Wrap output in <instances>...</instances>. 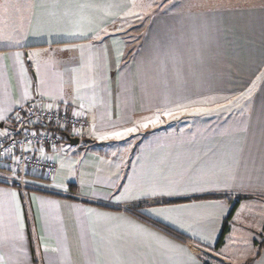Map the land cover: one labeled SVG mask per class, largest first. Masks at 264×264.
Returning <instances> with one entry per match:
<instances>
[{
	"label": "crops",
	"instance_id": "obj_1",
	"mask_svg": "<svg viewBox=\"0 0 264 264\" xmlns=\"http://www.w3.org/2000/svg\"><path fill=\"white\" fill-rule=\"evenodd\" d=\"M116 1L35 0L0 14V135L32 103L89 121L70 134L78 145L65 137L52 154L56 189L70 198L0 184V233L15 221L16 200L24 221L15 241L22 251L0 252L10 264H264V0H190L196 6L151 12L137 41L129 31L139 16L121 26ZM78 23L107 34L66 35ZM130 47L136 50L125 62ZM180 104L211 111L161 116L119 140L97 138ZM7 174L0 167V182ZM153 186L175 191L140 194ZM129 188L131 197L118 199ZM241 196L250 197L218 246ZM213 203L223 207H197Z\"/></svg>",
	"mask_w": 264,
	"mask_h": 264
},
{
	"label": "built area",
	"instance_id": "obj_2",
	"mask_svg": "<svg viewBox=\"0 0 264 264\" xmlns=\"http://www.w3.org/2000/svg\"><path fill=\"white\" fill-rule=\"evenodd\" d=\"M74 113L67 108L51 109L32 103L25 113L14 115L11 129L0 135V167L8 172L1 181L25 193L31 189L64 194L52 184L38 183L37 179L52 183L57 174L52 154L64 139L62 131L78 136L89 128L86 117Z\"/></svg>",
	"mask_w": 264,
	"mask_h": 264
},
{
	"label": "snow or ice",
	"instance_id": "obj_3",
	"mask_svg": "<svg viewBox=\"0 0 264 264\" xmlns=\"http://www.w3.org/2000/svg\"><path fill=\"white\" fill-rule=\"evenodd\" d=\"M54 6H58V4L54 5ZM76 7L80 8V9H90V8H94L96 7L94 4L90 3V2H83V3H76L75 4ZM148 7H151V4L147 5ZM12 7L11 5L5 3L4 5H0V8L3 9L4 13H8L9 8ZM107 8H113V7H119V5H112L109 4L106 6ZM137 7H144V5H137V3L135 2V0H132V4H131V8L126 11L124 13L125 16H138V13L133 11V9H136ZM88 23L91 24V18H88ZM100 32H104L105 34H107V29L103 28L100 29L99 32H93L91 27L88 28H84L82 24H77L76 30L72 31V32H68L66 33V35L70 36V37H76V38H87V39H100ZM3 37H0V39H2ZM73 47L75 48H83L82 45H74ZM70 50V49H69ZM17 58L20 57V53H16L15 54ZM40 53H30L29 56H39ZM75 71V70H73ZM94 83V82H93ZM215 102V98H211V99H205V100H201V101H195L193 102V104H208V103H214ZM231 103V102H230ZM48 108H52V105L49 104L47 105ZM81 108H83V104L80 105ZM189 109H191V111L189 112ZM211 109L206 108V107H194L191 105H185V104H180L177 105L175 108H166L163 110L158 109L157 112L150 117H145L143 119V121L138 122L136 126L134 127H128V128H124L121 131H110L106 134H101L98 135L97 138L104 140V139H122L123 137L134 133L138 130V128H147L149 125L155 126L159 123H162L161 120V116L164 117H168L171 119H175L176 116L180 113L183 112H189V114H206L208 112H210ZM76 116L81 115V113L76 112L74 113ZM2 118V117H0ZM248 125L245 124L244 127V131H248ZM93 129H95V125H93ZM95 134V131H94ZM229 179H231L232 181H235L237 179L236 175H231L229 177ZM83 180L81 181V184L83 185ZM58 186H62V185H58ZM227 186V184H226ZM67 190V189H65ZM133 191V189L129 188L125 190V193L121 194V197H118V199L121 198H130L131 197V192ZM141 195H172L174 194L175 189L172 186H169L167 189H164L160 186H153L151 188L148 189H141L139 190ZM93 193H89L86 191H81V193H79V195H91ZM13 198L16 197V193H11L10 194ZM33 200H35L36 198L33 197ZM197 207H212V208H222L223 206L221 204L218 203H213L210 205H203V206H197ZM90 214L93 213L94 210L92 209H88L87 210ZM149 212L153 213L154 215H163L165 213H172L175 211H179V209H175V208H150L148 209ZM97 215L100 216H107L108 214L105 213H98ZM14 216H15V221H18V227L15 226V221L12 220V218L10 217V223L8 225V227L6 228V230L3 233H0V247H4V246H10L14 251H22V249H17L15 241L17 240H22L23 239V229H24V221H23V216L21 213V208H20V204L19 201L16 200L15 202V211H14ZM45 252H48L49 249L47 248V246H45L44 248ZM51 251L55 252L57 251V249H52ZM0 264H10V261L8 259L5 258V255L0 252ZM51 264V261H50Z\"/></svg>",
	"mask_w": 264,
	"mask_h": 264
},
{
	"label": "rangeland",
	"instance_id": "obj_4",
	"mask_svg": "<svg viewBox=\"0 0 264 264\" xmlns=\"http://www.w3.org/2000/svg\"><path fill=\"white\" fill-rule=\"evenodd\" d=\"M35 0H0V5H4L5 3L11 5L12 7L9 8L8 14L15 13L16 9H21V7L26 6H33ZM50 0H36V4L42 5ZM165 0H135L137 5H144V7H137L136 9H133V11L138 13L137 20L134 21L130 26L135 27L131 28L129 31L130 36H134L136 38H133L134 41H137L140 34L144 31L146 23H147V17L151 14V12L160 11L161 9H165L167 11L172 10H183L188 9L192 6H196L195 4H192V2L187 0H177V1H171L166 0L168 3L164 2ZM116 3H119L121 5V9H123V13L120 18H122L121 26H126V24L130 23L129 19H131L134 16H125L124 13L128 11L131 8L132 0H118ZM151 4V7H148L147 5ZM4 11L2 8H0V14H3ZM129 21V22H128ZM131 33V34H130ZM133 47H130L132 49ZM133 50V49H132ZM232 108V107H231ZM171 120V118H170ZM88 129V128H87ZM86 130V129H85ZM55 178V177H54ZM52 179V183H46L42 179H37V182L43 183V184H52L53 187L59 189V187L55 183V179Z\"/></svg>",
	"mask_w": 264,
	"mask_h": 264
},
{
	"label": "trees",
	"instance_id": "obj_5",
	"mask_svg": "<svg viewBox=\"0 0 264 264\" xmlns=\"http://www.w3.org/2000/svg\"><path fill=\"white\" fill-rule=\"evenodd\" d=\"M135 50L136 49H131V50H129L128 52H127V57L124 59V61L125 62H127V60L131 57V55L133 54V52H135ZM61 133H63V135H64V138L66 137H68V135L70 136V133H68V132H64V131H62ZM65 138V139H66ZM0 184H2V185H5V184H7L8 185V183L7 182H0ZM72 189V190H71ZM70 190L73 192V187H70ZM46 193V192H45ZM48 194H53V195H57V196H59V197H68V198H70V196L69 195H65V194H59V193H55V192H52V193H48ZM228 195H226V196H217V197H220V198H226ZM250 197V196H249ZM249 197L248 196H241V197H239L238 198V200H237V203L236 204H234V207H233V211L231 212V215L229 216V219H228V221L224 224V227H223V234H222V236H221V238L219 239V243H218V246H221V245H223L224 244V239H225V237H226V235H227V233L229 232V220L231 219V217L233 216V214L236 212V210L238 209V205H239V202L241 201V200H244V199H249Z\"/></svg>",
	"mask_w": 264,
	"mask_h": 264
},
{
	"label": "water",
	"instance_id": "obj_6",
	"mask_svg": "<svg viewBox=\"0 0 264 264\" xmlns=\"http://www.w3.org/2000/svg\"><path fill=\"white\" fill-rule=\"evenodd\" d=\"M3 126H4V124H1L0 125V128H3ZM67 139H68V141H69V143L73 146V145H78V143H79V138H77V137H71V136H69L68 135V137H67Z\"/></svg>",
	"mask_w": 264,
	"mask_h": 264
}]
</instances>
